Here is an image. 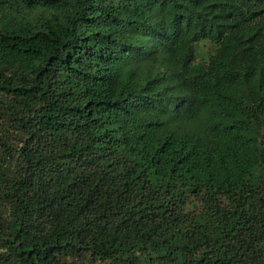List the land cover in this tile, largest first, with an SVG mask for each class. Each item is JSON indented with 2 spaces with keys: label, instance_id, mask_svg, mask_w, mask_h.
<instances>
[{
  "label": "trees",
  "instance_id": "obj_1",
  "mask_svg": "<svg viewBox=\"0 0 264 264\" xmlns=\"http://www.w3.org/2000/svg\"><path fill=\"white\" fill-rule=\"evenodd\" d=\"M0 264H264V0H0Z\"/></svg>",
  "mask_w": 264,
  "mask_h": 264
},
{
  "label": "rangeland",
  "instance_id": "obj_2",
  "mask_svg": "<svg viewBox=\"0 0 264 264\" xmlns=\"http://www.w3.org/2000/svg\"><path fill=\"white\" fill-rule=\"evenodd\" d=\"M211 50H212V46L206 40L198 41L196 43V51L198 56L201 57L206 56V54H208Z\"/></svg>",
  "mask_w": 264,
  "mask_h": 264
}]
</instances>
